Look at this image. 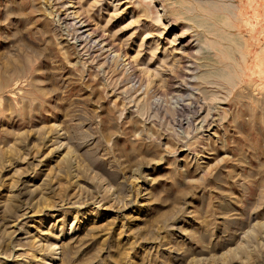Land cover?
I'll list each match as a JSON object with an SVG mask.
<instances>
[{"label": "rangeland", "instance_id": "rangeland-1", "mask_svg": "<svg viewBox=\"0 0 264 264\" xmlns=\"http://www.w3.org/2000/svg\"><path fill=\"white\" fill-rule=\"evenodd\" d=\"M0 264H264V0H0Z\"/></svg>", "mask_w": 264, "mask_h": 264}, {"label": "bare ground", "instance_id": "bare-ground-1", "mask_svg": "<svg viewBox=\"0 0 264 264\" xmlns=\"http://www.w3.org/2000/svg\"><path fill=\"white\" fill-rule=\"evenodd\" d=\"M70 2H71V1H70ZM66 3H67V2H66ZM78 3H79V2H78ZM157 8H158V7H157ZM159 9H160V8H159ZM75 10H76V9H75ZM157 11H158V9H157ZM160 11H161V10H160ZM162 11H163V10H162ZM163 12H164V11H163ZM158 13H159V11H158ZM69 14H70V13H69ZM76 14H78L77 11H74L72 15L75 16ZM159 14H160V13H159ZM163 15H164V14H160V15H158V16L162 17ZM158 16H157V17H158ZM164 16H165V15H164ZM164 16H163V17H164ZM78 17H79V16H78ZM65 18H66V17H65ZM205 18H207V17H205ZM165 19H166V18H165ZM200 19H201V18H200ZM210 19H211V18H210ZM220 19H221V18H220ZM226 19H227V18H226ZM226 19H225V20H226ZM68 20H69V19H68ZM207 20H209V19H207ZM207 20H206V21H207ZM211 20H212V19H211ZM211 20H210V21H211ZM69 21H70V20H69ZM77 22L80 24V27H79V28L77 27V28H78V30L82 31V32L80 33L81 36H85V37H86V40H87V37H88V38H89V37H93V38H94V35H95V32H96V31L90 27V24H89V22L87 23V20L84 19V20H79V21H77ZM77 22H76V23H77ZM170 22H172V20H171ZM74 25H75V24H74ZM76 25H77V24H76ZM225 25H226V24H225ZM204 26H205V25H204ZM210 26H211V25H210ZM215 26H216V25H215ZM215 26H214V27H215ZM214 27H213V29H214ZM208 28H209V27H208ZM215 28H216V27H215ZM218 28H219V27H218ZM218 28H217V29H218ZM205 29H206V28H205ZM220 29H221V28H220ZM80 31H79V32H80ZM208 31H209V30H208ZM96 33H97V32H96ZM103 33H104V32H103ZM103 33H102V34H103ZM215 33H216V32H215ZM102 34H101V35H102ZM76 35H78V34H76ZM76 35H75V36H76ZM222 36H223V35H221V37H222ZM225 36H227V35H225ZM99 37H100V36H99ZM228 37H229V36H228ZM78 38H79V36H78ZM78 38H77V39H78ZM102 38H103V37H102ZM223 38H225V37L223 36ZM226 38H227V37H226ZM235 38H236V37H235ZM235 38H234V39H235ZM90 39H91V38H90ZM99 39H100V38H99ZM227 39H228V38H227ZM236 39H237V38H236ZM78 40H79V39H78ZM102 40H105V39H102ZM223 40H224V39H223ZM228 40H229V39H228ZM228 40H227V41H228ZM230 40H231V38H230ZM238 40H239V39H238ZM238 40L236 41V43L239 42V44H241V43H240V40H239V41H238ZM91 41H92V40H91ZM231 41H233V40H231ZM234 41H235V40H234ZM213 43H214V42H213ZM217 43H218V42H217ZM218 44H219V43H218ZM237 45H238V44H237ZM206 46H209V45H206ZM222 47H223V46H222ZM237 47H239V45H238ZM240 47H241V46H240ZM213 48H215V47L213 46ZM215 49H216V48H215ZM227 49H228V48H227ZM211 51H212V50H211ZM220 51H221V49H220ZM185 52H186V51H185ZM225 52H226V51H225ZM214 53H215V52H214ZM216 53H217V51H216ZM221 53H222V52H221ZM228 54H230V49H229V53H228ZM118 55H119V53H118ZM213 56H214V55H213ZM230 56H231V55H230ZM214 58H216V57H214ZM227 58H229V56H227ZM227 58H225V59H227ZM227 60H228V59H227ZM222 70H223V69H222ZM228 70H229V69H228ZM230 70H231V69H230ZM211 71H212V70H211ZM231 72H232V71H231ZM221 73H222V72H221ZM224 73H225V72H224ZM224 73H223V74H224ZM229 73H230V72H229ZM146 74H147V73H146ZM227 74H228V73H226V75H227ZM232 74H233V73H232ZM235 75H236V74H235ZM235 75H234V76H235ZM221 76H222V75H221ZM224 76H225V75H223V77H224ZM227 76H230V77H231L232 75L229 74V75H227ZM227 76H226V79H227ZM217 77H218V76H217ZM220 78H221V77H220ZM236 78H237V77H236ZM222 79H223V78H222ZM226 79H225V80H226ZM228 80H229V78H228ZM232 80H233V79H232ZM230 81H231V78H230ZM233 81H234V80H233ZM235 81H236V80H235ZM226 82H227V81H226ZM228 82H229V81H228ZM231 82H232V81H231ZM229 83H230V82H229ZM232 85H234V84H232ZM229 87H230V86H229ZM207 165H208V164H207ZM8 207H9V206H8ZM72 230H73V229H72ZM72 230H71V231H72ZM49 246H50V245H49ZM50 248H51V247H50ZM56 254H57V253H56ZM54 259H55V258H54ZM51 260H52V259H51ZM58 260H59V259H58Z\"/></svg>", "mask_w": 264, "mask_h": 264}]
</instances>
